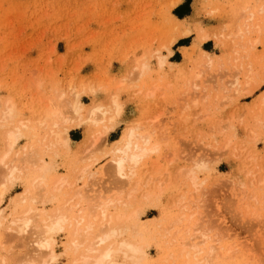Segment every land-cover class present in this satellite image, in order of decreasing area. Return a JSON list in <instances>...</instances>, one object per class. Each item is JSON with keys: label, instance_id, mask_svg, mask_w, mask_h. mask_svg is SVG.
<instances>
[{"label": "rangeland", "instance_id": "obj_1", "mask_svg": "<svg viewBox=\"0 0 264 264\" xmlns=\"http://www.w3.org/2000/svg\"><path fill=\"white\" fill-rule=\"evenodd\" d=\"M6 99L0 163L3 134L21 136L0 164V264H41L42 234L10 221L34 208L42 228L65 206L95 233H140L147 264H264V0H0V112ZM112 99L114 123L87 122ZM54 121L65 145L49 143ZM130 129L155 151L124 178ZM71 234L52 235L55 264L72 261Z\"/></svg>", "mask_w": 264, "mask_h": 264}, {"label": "bare ground", "instance_id": "obj_2", "mask_svg": "<svg viewBox=\"0 0 264 264\" xmlns=\"http://www.w3.org/2000/svg\"><path fill=\"white\" fill-rule=\"evenodd\" d=\"M5 102L6 103L3 104L4 109L1 108L2 111L0 112V123L7 122L9 120L12 121L14 117L13 102H11L10 100H7ZM111 103H112L111 106H107V107L100 104H97L94 107H92L89 110V118L86 119L87 122H92L93 124H97L99 121L114 123L116 118L119 116L120 111L116 109L117 101L112 99ZM69 108H71L70 110H72L75 116L78 115L81 118V115H79L80 107L78 106L77 100H75V102H72ZM96 115H98L97 118ZM74 117L70 119L65 118V121H63L64 123L63 122L62 123L67 124L66 127H70L71 126L70 123L76 121ZM92 117L94 118L92 119ZM58 125L59 124L57 122L55 121L52 122V125L49 128V132L50 135L52 136V139L49 141V143H53L54 140L55 141L54 145L58 143L65 145V143H67V138L64 136L63 132L57 131ZM23 127H25V125H22V128ZM112 129H113V125H111V127L105 126V128H103L102 132L99 134L100 136L97 137L94 143L97 142L101 138V136L107 135V133H109V131H111ZM3 135H5L6 138L5 141L8 149L7 151L10 152L17 144V141L21 136V131L20 128H15L14 130H8ZM123 142L124 144L122 145V147L117 149L118 157L115 160V171L118 176L122 175L125 178L127 176V175L125 176V171L128 169L129 171L128 170L127 171L131 175L132 168L138 165L148 153L154 152L155 148L151 146V140L148 136H140L133 129H130L128 131ZM8 153L4 155V158L6 155H8ZM4 158L1 159V163L4 162L3 160ZM3 166H5L4 163ZM41 166L39 167V170L41 172H44L47 170L48 164L46 165L44 164ZM13 168L15 169V167ZM11 174H13V172L12 173L10 172V174L8 172V176ZM65 181H66L65 178L63 177L59 178L56 182V186L59 187L62 186L65 183ZM43 182L44 181L40 179L37 181V183H35V185L42 186ZM0 190H2L0 191V199H2V197L8 191V187H3V189ZM77 194L80 193H76V195ZM107 205L108 204H106L105 206ZM104 208L106 207H103V210L101 208L102 211L100 215L101 220H105L107 218ZM68 209L70 210V208H67V206H65L64 208L58 207V209L55 210V213L51 216L49 223H47L44 220H41L42 222L41 224L43 225L42 228H40L41 227L40 225L38 224L36 225L35 220L32 219L34 218L33 216L38 215V213L34 212L35 211L34 208L32 210H28L26 214L24 213L25 214L24 216L19 218L14 217L15 219H12L10 221L11 222L10 224L14 227H18V232L23 235L28 230H33V229H34L33 231H35L36 233L39 232L38 236L42 234L41 238L37 236V238L40 239H37L32 242L35 248H37L40 251H46L48 254L47 255L48 257L45 256L43 259L45 258L46 259L43 262L42 261L40 262L41 264L56 263L57 257L53 250L55 245V240L52 237V235L60 231L66 224L72 230V234H71L72 239L70 241L69 247H71L72 253L74 255L72 261L69 264H113L114 263L113 255L116 253L121 254V256H123L125 260H128L130 264H147L146 253L144 251L146 246L139 237L140 233L139 234L137 233L136 235L137 237L135 236V238L122 239V240H117V237L119 236L120 233L119 230L117 229H111L109 233H103V231L101 233L99 232L95 233L94 232L95 222L86 221L85 217L80 214V212H82L83 210H80V212H78L77 215L75 216L73 215V217H70L68 215V211H67ZM96 216H94V220H96L97 218ZM0 217H1V213H0ZM33 231H31V234H34ZM27 233H29V231ZM113 238H115V240L111 241V239ZM30 245H28L27 247L29 248ZM192 247L194 248L195 251H198L195 245H192ZM18 262H20L19 264H33L32 260L27 261L25 263H22L21 261Z\"/></svg>", "mask_w": 264, "mask_h": 264}, {"label": "crops", "instance_id": "obj_3", "mask_svg": "<svg viewBox=\"0 0 264 264\" xmlns=\"http://www.w3.org/2000/svg\"><path fill=\"white\" fill-rule=\"evenodd\" d=\"M1 95H3V94H1ZM258 95H259V94H258ZM258 95H257V96H258Z\"/></svg>", "mask_w": 264, "mask_h": 264}]
</instances>
